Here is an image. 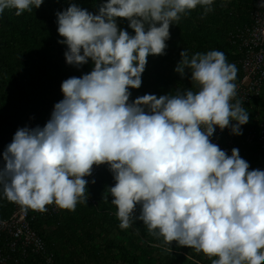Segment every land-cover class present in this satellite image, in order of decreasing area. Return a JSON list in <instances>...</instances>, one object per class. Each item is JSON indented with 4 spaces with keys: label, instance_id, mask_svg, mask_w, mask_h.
Instances as JSON below:
<instances>
[{
    "label": "clouds",
    "instance_id": "1",
    "mask_svg": "<svg viewBox=\"0 0 264 264\" xmlns=\"http://www.w3.org/2000/svg\"><path fill=\"white\" fill-rule=\"evenodd\" d=\"M42 3L0 0V13L14 9L20 16ZM212 4L102 0L95 14L75 3L57 12L66 63L90 59L94 67L62 82L63 99L42 128L15 132L0 156L7 200L42 213L52 204L74 211L87 202L85 177L94 165L107 164L121 229L139 220L169 252L175 241L215 257L211 264H264V170L249 171L238 149L228 155L210 139L216 128L240 135L248 123V111L236 99V66L222 51L189 56L184 49L174 71L183 78L187 69L196 91L145 94L129 102L147 57L165 54L170 25L197 6L207 14ZM116 18L128 20L134 35L118 28Z\"/></svg>",
    "mask_w": 264,
    "mask_h": 264
},
{
    "label": "trees",
    "instance_id": "2",
    "mask_svg": "<svg viewBox=\"0 0 264 264\" xmlns=\"http://www.w3.org/2000/svg\"><path fill=\"white\" fill-rule=\"evenodd\" d=\"M255 1L213 0L212 10L207 14H204L203 6H197L187 16H182L179 22L170 25V38L165 42V54L147 57L141 86L129 89V102L145 94L159 97L174 93L177 89L192 88L196 91L198 86L191 81V73L187 69L183 78L174 71L180 61V52L184 49L189 56L197 52L218 50L225 54L228 63L235 60L237 53L229 45L228 36L249 24V13ZM101 2L102 0H43L39 8L33 6L31 12L26 11L20 16L15 15L14 9H5L0 13V156L19 128H42L46 124L54 105L63 99L61 84L64 80L79 78L90 73L94 67L90 59L80 66L66 63L64 53L67 46L59 43L63 38L57 31L56 13L75 3L95 14ZM116 23L118 28L134 35L133 30L128 27V20L116 18ZM239 79L237 73L235 83ZM259 105L260 109L247 110L250 126H254L255 116H264V104ZM249 153L251 152H242L239 156L250 167L256 165L264 169V156L253 157ZM114 185L113 174L107 165L89 180L86 203H78L74 211L64 210L59 217H36L30 222V228L53 253L56 264H101L107 258L100 257L93 244L95 237H99V231L112 227L127 236L130 229L122 231L120 221L107 214L108 210L117 211L108 192V188ZM13 204L0 188V218L10 214ZM131 229L146 237L149 244L163 240L149 234L138 220L132 223ZM104 248L112 259L121 264H141V258L126 250L122 243L108 241ZM114 253H117L116 256ZM194 257L200 264L212 262V259H205L198 253ZM21 264L44 262L40 257H32L22 260Z\"/></svg>",
    "mask_w": 264,
    "mask_h": 264
},
{
    "label": "built area",
    "instance_id": "3",
    "mask_svg": "<svg viewBox=\"0 0 264 264\" xmlns=\"http://www.w3.org/2000/svg\"><path fill=\"white\" fill-rule=\"evenodd\" d=\"M249 24L229 34L228 43L236 50V58L231 62L240 76L236 99L243 102L246 110L260 109L264 104V0H256L249 13ZM235 102V101H233ZM254 126L241 125L240 135L231 132V128H216L211 142L231 155L233 148L249 153L253 157L264 156V116H255ZM231 123H236L232 121ZM107 164L92 168L87 181L94 178ZM64 210L54 204L47 206L46 212L25 210L14 203L10 214L0 218V264H21L22 260L40 257L44 264H56L54 255L43 240L30 228V222L36 217H59Z\"/></svg>",
    "mask_w": 264,
    "mask_h": 264
},
{
    "label": "rangeland",
    "instance_id": "4",
    "mask_svg": "<svg viewBox=\"0 0 264 264\" xmlns=\"http://www.w3.org/2000/svg\"><path fill=\"white\" fill-rule=\"evenodd\" d=\"M256 169L264 170L256 165L253 167L249 166L248 170L251 171ZM116 212L108 210L107 214L109 217L111 216L113 218H117ZM139 213L140 206L137 205L135 215L138 216ZM139 222L143 223L142 221ZM143 226L146 227L144 224ZM128 229H130V231L127 233V236L120 234L115 228L112 227H106L103 232L99 231V237H95V242L93 244H95L99 256L102 258H107L106 261L102 262L101 264H121L120 261L112 259L111 254L104 248L108 241L122 243L126 250L132 254H136L139 256V258H141V264H165L166 262H171L172 264H200V262H198V260L194 257V254L198 252L192 248L178 246L177 243L173 241L170 244L171 251L169 252L166 250L168 246L164 244L163 240H160L158 243L149 244L147 238L138 233V231L131 229V227ZM121 230L127 231V229ZM148 236L149 235H147V237ZM198 254H200L205 259L209 258L203 253ZM211 259H215V257L209 258V260ZM87 264L92 263L89 262Z\"/></svg>",
    "mask_w": 264,
    "mask_h": 264
}]
</instances>
